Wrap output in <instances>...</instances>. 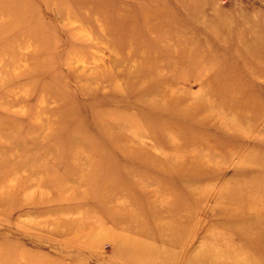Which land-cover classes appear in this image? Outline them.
<instances>
[{
    "label": "rangeland",
    "instance_id": "rangeland-1",
    "mask_svg": "<svg viewBox=\"0 0 264 264\" xmlns=\"http://www.w3.org/2000/svg\"><path fill=\"white\" fill-rule=\"evenodd\" d=\"M0 264H264V0H0Z\"/></svg>",
    "mask_w": 264,
    "mask_h": 264
}]
</instances>
